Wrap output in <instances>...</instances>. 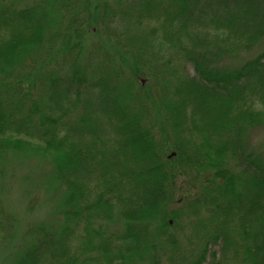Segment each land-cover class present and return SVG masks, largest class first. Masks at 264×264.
Segmentation results:
<instances>
[{
	"label": "trees",
	"instance_id": "obj_1",
	"mask_svg": "<svg viewBox=\"0 0 264 264\" xmlns=\"http://www.w3.org/2000/svg\"><path fill=\"white\" fill-rule=\"evenodd\" d=\"M91 49L108 62L92 75ZM254 130L264 0H0V160L45 162L61 216L31 225L11 264H264ZM0 216L2 244L14 226Z\"/></svg>",
	"mask_w": 264,
	"mask_h": 264
},
{
	"label": "rangeland",
	"instance_id": "obj_2",
	"mask_svg": "<svg viewBox=\"0 0 264 264\" xmlns=\"http://www.w3.org/2000/svg\"><path fill=\"white\" fill-rule=\"evenodd\" d=\"M90 52L91 54L88 59L84 60V63H86L87 74L92 75L93 72V74L96 73L93 71L96 63H100L99 66L102 67V64L105 65L107 63L108 65V62L103 60V56H96L95 50L91 49ZM64 61L63 59L62 63ZM185 69L187 73L194 75L190 65L187 64ZM121 72L122 79L130 75L126 68ZM155 130L156 134L159 135L157 126ZM259 131L254 130V132L248 133L249 136L245 139L248 146L256 147L264 142V133ZM4 159L0 160V206H4L5 213L12 218L14 228L11 231V235L14 238L9 240L10 237L6 235V240L4 239L5 241L0 244V264H11V261L16 256L15 254L23 249L27 238L30 240L31 237L25 236L24 233L31 225L49 222V224L51 223L56 227V224L59 225L60 223L61 216L57 214L56 209L58 193H50L46 184L47 177L50 175L49 166L32 155L24 157L22 154H10ZM186 185L184 183L182 190L178 191L176 195L192 196L195 190L192 191ZM179 206L174 205V208L179 209ZM2 220L3 216H0V221L2 222ZM52 229L54 230L55 228ZM8 230L6 229V231ZM197 236H200L197 235V229H193L191 225L187 226L183 231H178L175 237L177 242L172 249H175V252L179 251L182 255L192 254L198 243ZM211 250L217 251L218 249L217 247H211ZM169 255L171 254L169 253ZM182 261V257L174 254L165 260V263L173 264ZM186 264H190V261H187Z\"/></svg>",
	"mask_w": 264,
	"mask_h": 264
}]
</instances>
